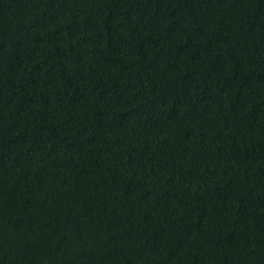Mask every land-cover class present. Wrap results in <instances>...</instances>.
<instances>
[{
    "label": "trees",
    "instance_id": "trees-1",
    "mask_svg": "<svg viewBox=\"0 0 264 264\" xmlns=\"http://www.w3.org/2000/svg\"><path fill=\"white\" fill-rule=\"evenodd\" d=\"M0 264H264V0H0Z\"/></svg>",
    "mask_w": 264,
    "mask_h": 264
}]
</instances>
